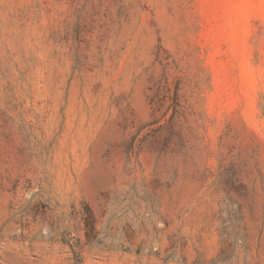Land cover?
Listing matches in <instances>:
<instances>
[{
  "label": "rangeland",
  "instance_id": "1",
  "mask_svg": "<svg viewBox=\"0 0 264 264\" xmlns=\"http://www.w3.org/2000/svg\"><path fill=\"white\" fill-rule=\"evenodd\" d=\"M0 264H264V0H0Z\"/></svg>",
  "mask_w": 264,
  "mask_h": 264
}]
</instances>
